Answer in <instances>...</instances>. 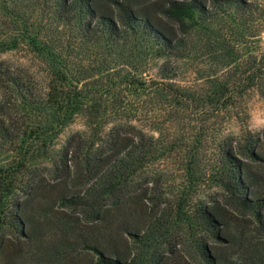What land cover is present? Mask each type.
<instances>
[{"label": "trees", "instance_id": "obj_1", "mask_svg": "<svg viewBox=\"0 0 264 264\" xmlns=\"http://www.w3.org/2000/svg\"><path fill=\"white\" fill-rule=\"evenodd\" d=\"M262 27L264 0H0V264H228L263 222L264 130L227 128Z\"/></svg>", "mask_w": 264, "mask_h": 264}, {"label": "rangeland", "instance_id": "obj_2", "mask_svg": "<svg viewBox=\"0 0 264 264\" xmlns=\"http://www.w3.org/2000/svg\"><path fill=\"white\" fill-rule=\"evenodd\" d=\"M263 31L259 33L257 43L264 47V27ZM2 57L7 58L14 62H23L25 64H30L34 67V60L27 54L24 50L11 51L6 54H3ZM202 59H200L201 61ZM181 69L175 77V80L180 84L197 87L200 83V80L197 78L195 73V68L201 66L203 69H206V63L198 64L193 60H183L181 61ZM152 73H156L154 69ZM245 111L246 114L240 113L244 118V122L240 119L228 121L227 128L235 132V136L239 139L242 134L243 128L247 127L253 132H261L264 130V99L260 94L253 90L248 93L246 98L242 101L241 107L238 111ZM245 116V117H244ZM246 118V119H245ZM245 126V127H244ZM84 127L83 119L78 117L74 123L68 126L62 133L61 138L66 137L68 134L72 133L75 130H80ZM262 144L264 145V138H262ZM256 169L259 170L261 167L255 165ZM159 172H163L165 175V180L167 185H171L179 177L180 171V162H158L156 167ZM264 180V171L262 172ZM259 194L264 196V182L263 186L258 187ZM204 192H212L211 190L204 189ZM206 198V195H205ZM264 210V209H263ZM263 222L257 223L253 218L244 217L242 221H239L238 225L244 233L241 234L243 245H249L252 249L246 251L243 249V245L235 249V252L231 256L228 264H264V211H263ZM237 223V218L235 216V225ZM253 249H257V256L254 255ZM91 254L87 251L81 252L80 260L78 264H87L90 261ZM78 257V258H79Z\"/></svg>", "mask_w": 264, "mask_h": 264}]
</instances>
